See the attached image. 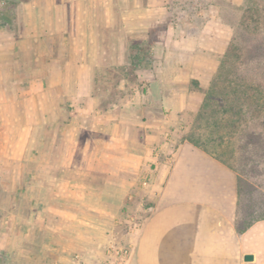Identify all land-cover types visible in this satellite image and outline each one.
Segmentation results:
<instances>
[{
    "label": "crops",
    "instance_id": "1",
    "mask_svg": "<svg viewBox=\"0 0 264 264\" xmlns=\"http://www.w3.org/2000/svg\"><path fill=\"white\" fill-rule=\"evenodd\" d=\"M83 1L75 0L71 7L76 21L70 25L67 0H28L12 7L11 16L0 11V187H26L33 220L37 205L46 202L41 189L84 193L95 186L93 178L85 176L97 175L103 193L123 196L135 184L131 174L146 168L150 160L155 163L153 206L127 264H264V215L245 214L237 172L187 140L179 141L165 159L160 155L166 134L177 130L178 111L188 106L179 82L201 74L199 59L209 58L196 49L209 38L167 31L159 41L164 52L152 54L156 64L140 71L147 76V88L135 90L122 102L101 105L94 94L100 54L96 22L91 19L87 42L83 29L89 23L81 19L97 6ZM165 10V4L151 0L131 9L144 14L138 24L145 28L162 22ZM104 11L110 26L109 0ZM125 26L136 27L128 21ZM186 47L195 50L184 51ZM123 87L124 83L118 86ZM153 110L157 114H151ZM135 146L139 151L130 150ZM69 170L82 176L68 180L62 173ZM6 174L11 182L5 185ZM244 218L249 219L246 226ZM67 231L29 227L24 234L44 236L41 243L29 239L42 263L76 264L65 255L74 248L68 245L56 254L51 238ZM9 233L21 234L13 229ZM4 234L0 229V236ZM17 246H7L6 254L18 251ZM246 254L252 258L245 259Z\"/></svg>",
    "mask_w": 264,
    "mask_h": 264
},
{
    "label": "rangeland",
    "instance_id": "2",
    "mask_svg": "<svg viewBox=\"0 0 264 264\" xmlns=\"http://www.w3.org/2000/svg\"><path fill=\"white\" fill-rule=\"evenodd\" d=\"M27 1L0 0V11L11 16L12 7ZM151 1L154 4H165L166 10L163 12L162 22L148 28L138 24V20L144 14L131 9L145 6L149 0H109L110 8L113 9L109 13L110 19L113 20L110 26L107 24L108 13L104 11L107 0L83 1L84 5L97 6L94 12L88 11L81 18L84 23L86 21L89 23L88 26L92 20L96 22L95 32L100 54L95 75V97L103 105L107 101L119 103L131 98L135 90L144 91L148 84L145 81L147 76L143 77L140 71L144 68H153L156 64L152 60V54L164 52L159 41L161 35L166 37L167 31L173 36L183 35L193 39L205 35L209 38L208 43L201 48L197 46L196 51L205 52L209 59H199L197 66L202 68L201 74L195 77L186 76L179 82L181 95L186 97L188 106L178 111L179 123L174 134H166L161 159L169 156L183 137L192 135L199 138L209 152L237 172L244 209H250V215L253 217L264 215V133L256 136H249L245 132L225 134L223 121L213 122L214 116L198 117L203 91L209 87L229 42L237 38L234 33L236 30L239 31L241 20L245 15L250 16V8L255 9L253 15L256 17L258 15L259 18L258 21L252 20V24L258 28L260 36L264 37V0ZM74 5L75 0H67L69 25L72 24V20L76 21V13L71 11ZM126 8L129 9L125 11ZM127 21L134 23L136 27L128 30L125 26ZM83 30L85 39L89 42L90 26ZM245 36L242 33L240 38L243 39ZM71 45L73 43H70L69 47ZM193 50L195 49L191 47L184 49L188 52ZM138 56L140 61H137ZM193 64L190 61V65ZM122 83L124 87L119 89L118 86ZM185 85L187 91H183ZM151 114L157 113L153 110ZM217 118L215 120H218ZM136 133L140 135V129H137ZM99 140H102L101 137ZM130 148L134 151L140 149L137 146ZM158 148L159 146L153 153ZM154 168L155 163L149 160L146 168L141 167L138 172L131 174L135 184L123 196L103 193L98 187L100 176L97 175L85 176L88 180L93 178L94 189H86L93 191L84 190V193L77 194L71 188L53 187L48 191L41 189L40 194L46 202L37 205L33 220L29 218L32 204L28 201L26 187L18 189L0 187V229L5 231V234L0 236V244H4V250L0 252V264H51L52 261L54 263V260L42 263L35 249L37 246L32 247L30 241H33L32 244L36 240L41 243L44 236L41 233L36 237H28L24 233L29 227L67 229L66 235H54L51 238L55 241L56 254L65 251L68 245L74 248L62 255L71 256L76 264H127L139 231L153 206L151 197L155 191L152 187ZM62 174L68 180L79 179L82 176L71 170ZM10 178L11 176L6 174L3 183L5 185L10 183ZM13 196H16L14 201ZM59 208L61 212L57 211ZM11 229L19 230L21 234L10 235ZM13 244L18 245V251L6 254L7 246L11 247ZM10 255L14 256L16 261L8 263L4 260Z\"/></svg>",
    "mask_w": 264,
    "mask_h": 264
},
{
    "label": "trees",
    "instance_id": "3",
    "mask_svg": "<svg viewBox=\"0 0 264 264\" xmlns=\"http://www.w3.org/2000/svg\"><path fill=\"white\" fill-rule=\"evenodd\" d=\"M254 12L255 9L250 8V16L245 15L241 20L239 31L234 33L237 38L229 42L209 87L203 91L198 110L200 118L214 116L213 122L223 121L225 134L245 132L249 136H256L264 133V37L252 24V20L259 19L258 15H253ZM246 20H249L248 23ZM242 33L246 35L243 39L240 38ZM137 59L140 61L139 56ZM183 140L212 154L199 138L189 135ZM250 211L244 209L246 215ZM244 219L246 226L249 219Z\"/></svg>",
    "mask_w": 264,
    "mask_h": 264
},
{
    "label": "water",
    "instance_id": "4",
    "mask_svg": "<svg viewBox=\"0 0 264 264\" xmlns=\"http://www.w3.org/2000/svg\"><path fill=\"white\" fill-rule=\"evenodd\" d=\"M244 258H245V259H251V258H252V255H250V254H246V255L244 256Z\"/></svg>",
    "mask_w": 264,
    "mask_h": 264
}]
</instances>
